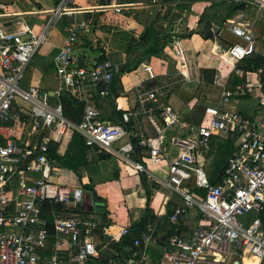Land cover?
<instances>
[{
  "label": "built area",
  "instance_id": "obj_1",
  "mask_svg": "<svg viewBox=\"0 0 264 264\" xmlns=\"http://www.w3.org/2000/svg\"><path fill=\"white\" fill-rule=\"evenodd\" d=\"M103 2L106 11L117 15H123L128 6L127 0ZM160 2L151 0L155 5ZM234 3L264 6V0H234ZM0 11H6L5 6L0 4ZM79 11L75 0H59L47 28L39 35L25 23H17L14 29L0 24V227L7 229L0 233V264H62L57 257L47 263L41 260L50 238L41 215L44 203L63 207L54 215L55 237L61 240L58 245L62 248L68 243L77 250L73 264H90L100 255L93 241L97 224L86 222L77 214L68 215L69 208L83 203L84 192L60 186L56 181L59 171L51 156V143L63 145L75 133L85 139L88 147L123 162L135 172L146 173L153 182L179 197L183 203L175 209L171 222L187 219L193 210L202 214L200 226L192 234L169 238L159 264H236L238 258L250 256L262 263L264 98L255 117L208 108L205 120L193 125L186 123L171 105L162 103L157 91L141 93L140 103L152 104L145 113L156 137L138 139L137 145L149 149V160L156 166L169 159L170 148L179 150L175 161L168 164L167 179L158 177L135 161L132 141L117 148L118 143L131 135L124 126L103 121L94 96L88 92L90 86L106 88L121 74L119 66L109 59L90 69L81 66L76 55L80 42L78 28L86 29L91 22L76 24L70 30L55 59L56 75L61 81L58 100L62 92H68L84 102L81 122L69 120L62 104L51 105L48 95L39 88L22 87L29 65L47 41L49 28L64 17L75 19ZM221 32L236 39L227 49L230 61L240 63L255 55L256 39L244 20L231 21ZM173 45L176 58L186 69L188 61L182 43L176 40ZM221 96L225 104L236 94L223 91ZM125 119L130 122L129 115ZM169 130L173 132L168 134ZM232 136L236 138L235 153L221 175V182L213 185L199 159L210 150L213 138ZM252 213L256 215L246 225L242 219ZM154 232L150 228L135 239L134 245L140 250L125 264H151L149 255L141 248L143 244L146 248L151 245ZM130 234L124 228L111 238Z\"/></svg>",
  "mask_w": 264,
  "mask_h": 264
},
{
  "label": "crops",
  "instance_id": "obj_2",
  "mask_svg": "<svg viewBox=\"0 0 264 264\" xmlns=\"http://www.w3.org/2000/svg\"><path fill=\"white\" fill-rule=\"evenodd\" d=\"M58 3L59 0H0L6 10L0 11V24L7 29H14L17 23H25L39 35L47 28ZM75 5L80 7L75 19L64 17L49 28L47 41L29 65L28 76L22 86L39 88L48 95L53 106L61 103L57 96L61 81L56 75L55 59L70 30L76 24L91 22L86 29L78 28L80 42L76 55L84 61L86 68L89 59L88 69L109 59L119 66L121 74L106 88L90 86L88 92L94 96V104L101 112L103 121L122 125L120 117L129 115V129H126L131 136L118 143L117 148L132 141L136 148L133 157L135 161L148 167L156 176L167 179L168 164L175 161L178 154L174 151L170 155L169 151V159L152 170L151 165H156L149 160V149L139 147L135 142V137L140 140L156 137L145 113V109L152 104H148V101L141 104V93L157 91L162 103L171 105L186 123L193 125H200L205 120L208 108H221L250 117L259 115V107L264 98V6L234 3V0H162L160 5L152 4L151 0H127L125 13L117 15L105 10L103 0H75ZM216 5H244L245 8L237 11L226 22L220 23L223 11ZM206 10L208 18L200 25ZM236 19H242L249 25L257 43L255 55L240 63H234L225 56L229 44L236 42V39L228 32H221V29H225ZM207 21L218 28V37L223 42L222 52L218 51L217 39L206 37ZM169 31L175 33L171 34ZM167 36L170 38L166 39ZM176 40L182 43L187 56L186 69L174 54L173 44ZM88 52L95 53V56H90ZM257 61H260L262 67L258 66ZM250 65L253 70H247ZM223 91L236 96L223 104ZM70 95L84 105V116L85 103ZM73 136L66 141L65 149V144L51 143L58 144L56 154L59 157L66 156ZM83 140L88 147L84 138ZM88 148L90 152L87 165L79 164L83 158L74 162L79 164L76 168L74 165L77 164L67 167L54 156L52 158L59 171L57 184L84 192L83 203L76 208L70 206L68 215L77 214L84 221L94 222L98 226L93 232V241L100 255L93 258L90 264H125L134 252L140 250L134 245L135 239L150 228L155 231L151 245L146 248L143 244L141 251L149 255L151 264H159L167 251L171 236H188L199 228L202 214L194 210L187 219L180 218L177 223L170 221L177 206L183 202L149 179L146 173L135 172L121 161L117 164L118 160L111 156L101 160L96 149ZM235 150L234 136L212 139L210 150L199 159L208 179L209 170L222 167L217 180L209 179L211 184L214 182L213 185H218L221 182L222 170L227 167ZM143 175L146 176V186L151 193L150 209L155 220H151L143 231L133 233L132 227L147 215L148 197ZM95 192L100 198L98 201ZM41 209L42 218L50 233L48 244L41 253V260L47 263L57 257L62 264H73L72 259L77 250L68 243L62 248L58 245L61 240L55 237L54 215L63 207L44 203ZM124 228H128L131 234L111 238V235L118 234ZM237 260L239 264H250L247 262L248 257Z\"/></svg>",
  "mask_w": 264,
  "mask_h": 264
},
{
  "label": "trees",
  "instance_id": "obj_3",
  "mask_svg": "<svg viewBox=\"0 0 264 264\" xmlns=\"http://www.w3.org/2000/svg\"><path fill=\"white\" fill-rule=\"evenodd\" d=\"M225 7H221V5H216L215 7H217L218 9H220V11L222 12V18L220 19V23H224L226 22L229 18H231L237 11L239 10H242L245 8L244 5H229V6H226L224 5ZM220 7V8H219ZM208 10H206L205 14L203 15L201 21H200V25H202L206 18H208ZM216 21V20H215ZM170 38L169 36L166 37V39ZM164 39V40H166ZM153 53V52H152ZM257 64L259 67H262L260 65V61H257ZM247 70H253V67L250 65L247 67ZM262 74V73H261ZM60 100H61V104L63 106V109H64V114L65 116L72 120L73 122L75 123H79L81 120H82V116H83V111H84V105L77 102L70 94L66 93V92H62L61 93V97H60ZM127 115H123L121 116L120 118V123L122 125H125V128L129 129V127L127 126V124L129 122L125 121L124 123V120H126ZM138 139L135 138V142H137ZM138 143V142H137ZM58 149V144H53L51 145V156H54V158L57 160V161H62L65 166L67 167H71L72 164L74 162H78V159L80 158H83L84 160L81 161L79 164H89V159H88V156H89V152H90V149L88 147L85 146V143H84V140L83 138L79 135V134H75L73 136V139L71 141V144L69 146V151L68 153L66 154L65 157L61 158L59 157L57 154H56V150ZM98 157L102 160V159H107V156L103 155V154H98ZM74 164H77V165H74V168H76L79 164L78 163H74ZM220 169H222L221 166H219ZM224 171V170H222ZM143 181L145 183V186L147 184L146 182V176L143 175ZM214 184V182H213ZM89 190H93V189H90V187H88ZM148 186H146V193H147V215L146 217L136 226H133L132 229H133V233L135 232H138L139 230L143 231L144 229H146V227L148 226L149 222L152 220L154 221L155 219V216H154V213L153 211L150 209V197H151V193L149 192L148 190ZM95 198L96 200H100V198L98 197V195L96 194L95 192ZM262 218H263V222H264V214L262 215Z\"/></svg>",
  "mask_w": 264,
  "mask_h": 264
},
{
  "label": "rangeland",
  "instance_id": "obj_4",
  "mask_svg": "<svg viewBox=\"0 0 264 264\" xmlns=\"http://www.w3.org/2000/svg\"><path fill=\"white\" fill-rule=\"evenodd\" d=\"M191 3H193V2H191ZM253 8H254V7H253ZM88 54H89L90 56H95V53L88 52ZM87 67H88V68L90 67L89 59L87 60ZM27 76H28V72L26 73L24 80L27 79ZM22 87H23L24 89H26V90H29V88H28V87H24V85H23ZM172 132H173L172 130H169L168 134H171ZM169 151H170V155H171V152L173 153L174 151H176V154H179V150L176 149V148H170ZM177 156H178V155H177ZM177 156H176V157H177ZM116 162H118L117 164H119V161H116ZM156 167L158 168V166H153V165H151L152 170H155ZM211 171H212V172H211ZM208 173L210 174V176H209L210 181H212V180L215 181V180H217L218 177H219L220 168L218 167L217 169L209 170ZM168 193L170 194V192H168ZM255 215H256V214H254V213L249 214L248 216L244 217L242 220H243V222L247 225V224L250 223V221L253 219V217H254ZM0 232H5V230H4L3 228H0ZM245 261H246V260H245ZM240 262H241V261H240ZM247 262L250 263V264H258V259L255 258V257H253V256H250V257H248ZM247 262H245V263H247ZM259 264H260V262H259ZM261 264H264V260H263V262H262Z\"/></svg>",
  "mask_w": 264,
  "mask_h": 264
},
{
  "label": "water",
  "instance_id": "obj_5",
  "mask_svg": "<svg viewBox=\"0 0 264 264\" xmlns=\"http://www.w3.org/2000/svg\"><path fill=\"white\" fill-rule=\"evenodd\" d=\"M205 29H207L206 37L217 39L218 51L222 52L221 47H223V42L218 37L219 36L218 28L215 27L211 21H207L205 25ZM81 66L82 67L84 66V61H81ZM236 264H239V262H237Z\"/></svg>",
  "mask_w": 264,
  "mask_h": 264
},
{
  "label": "bare ground",
  "instance_id": "obj_6",
  "mask_svg": "<svg viewBox=\"0 0 264 264\" xmlns=\"http://www.w3.org/2000/svg\"><path fill=\"white\" fill-rule=\"evenodd\" d=\"M224 55H225V54H224ZM225 56H228V55L226 54ZM66 141H67V140H66ZM65 147H66V143H65V145L63 146V149H65ZM63 149H62V150H63Z\"/></svg>",
  "mask_w": 264,
  "mask_h": 264
}]
</instances>
